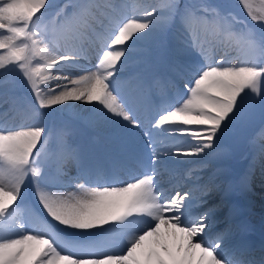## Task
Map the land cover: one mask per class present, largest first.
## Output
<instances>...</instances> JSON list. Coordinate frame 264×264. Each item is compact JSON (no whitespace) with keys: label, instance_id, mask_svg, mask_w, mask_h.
Here are the masks:
<instances>
[{"label":"snow or ice","instance_id":"1","mask_svg":"<svg viewBox=\"0 0 264 264\" xmlns=\"http://www.w3.org/2000/svg\"><path fill=\"white\" fill-rule=\"evenodd\" d=\"M237 3L255 24L217 0H67L50 17V0H0V264H264V244L233 242L226 197L195 211L223 191L220 169L201 173L241 130L264 160V0ZM153 46L172 87L159 101L157 76L124 74ZM70 102L89 107L64 120ZM78 121L101 153L68 141Z\"/></svg>","mask_w":264,"mask_h":264},{"label":"rangeland","instance_id":"2","mask_svg":"<svg viewBox=\"0 0 264 264\" xmlns=\"http://www.w3.org/2000/svg\"><path fill=\"white\" fill-rule=\"evenodd\" d=\"M134 1V2H133ZM67 0H50V7L48 9L47 15L50 17L51 15H54L56 11L59 10L61 6H63ZM124 2L128 4H137V5H145L149 4V0H124ZM151 1L150 3H152ZM217 2L225 3L230 6V10L238 17L243 18L245 21H247L250 24H255V22H252L250 18L247 16L246 12L242 9L241 6L237 3V0H217ZM137 13H139L140 9L138 8ZM126 14H132V9H126ZM257 28L259 25H256ZM138 59L140 62L135 65H130L129 69H125V73L127 74L130 70H139L143 71L152 75L157 76L160 78L161 73H168L170 76V70L168 67L167 62V51L164 46H153L147 50H144L138 57H134V60ZM92 62L95 64L96 58L92 60ZM160 69L163 70L160 72ZM167 69V70H166ZM118 75H120L118 73ZM16 80L18 85H21V87L18 88V94L19 95H25L30 93L27 92L26 86H23V79L22 77H19V74H16ZM165 80H169V77H165ZM161 82L155 86V88L152 90L151 98L154 101H159L161 99V96L163 93H169L172 92L171 84H160ZM182 83L180 84V87H182ZM80 102H70V108L71 111L64 115L63 119L68 120L66 117H71L72 112H80L82 111L86 105L80 106L78 105ZM58 109L62 108V106H56ZM89 107V106H88ZM45 111H51V110H45ZM21 120V117H17L15 121L12 123L19 124ZM260 116L257 113L254 117V125L258 126L260 124ZM62 121L61 120H53L49 117H45L44 124L47 129L51 130V135L54 137L56 135L57 129L61 126ZM79 125H82L85 129H88L90 132H93V134L89 135V139H92V143L95 142L99 146V148L102 146H105V140L102 137H99L94 134L97 133L96 130L89 127L88 124L85 122V124H82L80 121L77 122ZM49 133L46 132V135ZM77 130L75 129L73 134L69 137H67L68 141H79L80 136L77 135ZM99 137V138H98ZM78 138V139H77ZM99 140H94V139ZM76 143V142H75ZM92 146V145H91ZM93 149V148H92ZM96 149V148H95ZM91 151V148L89 149ZM256 154L253 152L251 146L250 149L246 155V161L249 162V168H250V174L246 176V178H235L230 176V172L228 170V162H229V155L228 152L223 155L221 158L214 160L212 164L209 165L207 169L201 173L202 180L200 183H206L208 180L209 175L218 167L220 166V171L223 170L225 174H220L217 183L221 185V188L223 191L213 189L212 192H210L207 196L204 197V200L206 203L202 205L200 208L195 209V211H200L206 208H211L215 206L223 196V194L226 193V191L229 192V200H227L228 206L234 207L235 210H237L236 205L247 206V211H249L248 217L251 220H248L249 222L247 226H252L253 229L259 228L260 232L264 235V160H261L259 157H256ZM67 168V167H66ZM68 169V168H67ZM73 168L70 167L68 171L70 174L75 173V171L72 170ZM75 169V167H74ZM224 177H226L224 179ZM167 180V177H166ZM181 184H187L188 187H192L191 181H180ZM26 197L28 202H31L33 199V194L31 192V189H26ZM197 195H199V192L197 191ZM226 195V194H225ZM253 202V203H251ZM23 208V206H22ZM243 209V208H242ZM227 209H223L221 211H218L216 213V224L214 226V229L216 231H220L228 227V223L224 224V216ZM250 211H255L256 213H250ZM236 222H231V228L233 232V242L237 240H242V230H237L238 228L235 227ZM252 232V229L250 230Z\"/></svg>","mask_w":264,"mask_h":264},{"label":"bare ground","instance_id":"3","mask_svg":"<svg viewBox=\"0 0 264 264\" xmlns=\"http://www.w3.org/2000/svg\"><path fill=\"white\" fill-rule=\"evenodd\" d=\"M151 1H153V0H149V3L151 2ZM134 2V1H133ZM143 5V4H142ZM126 14V13H125ZM95 57V55L93 54V56H92V58H94ZM167 70V69H166ZM161 71H163V70H161L160 69V72ZM165 74H167V73H165ZM165 74L164 73H161V75H160V84H163L164 82H165ZM78 105H80V106H84V105H82L81 103H79ZM88 107V106H87ZM85 115H86V113H85ZM68 120H70L71 119V117H66ZM82 124H85V122L84 121H80ZM75 129L77 130V133H78V136H80V138H79V141H76V143L77 144H80L85 150H89L90 148H91V151H93V152H96V153H101L102 151H103V149H104V147H100L99 148V146L97 145V144H95V142H93L92 143V139H89L88 137H89V135L90 134H93V132H90L88 129H85L82 125H79L77 122H76V125H75ZM95 133V132H94ZM102 137H103V135L102 134H100ZM94 140H99V139H94ZM92 145V146H91ZM93 148V149H92ZM96 148V149H95ZM249 162L247 163V166H246V169H245V171H244V174L240 177V178H246V176H247V174H250V168H249ZM66 167L68 168V169H70V167H72L73 169V171H76V169H74V167L75 166H72V165H70V163H68L67 165H66ZM218 169H220V166H218L217 167ZM216 168V169H217ZM75 174V173H74ZM220 174L222 175V174H225L224 172H223V170H221L220 171ZM226 177H224V179H225ZM239 178V179H240ZM244 178V179H245ZM226 180V179H225ZM226 194V195H225ZM225 194H223V196L224 197H226V199L227 200H229L228 198H229V192L228 191H226V193ZM251 203H253V202H251ZM25 210V209H24ZM244 209H240V210H235V215H234V217H233V219H232V221L231 222H236L235 224L237 225V227H238V229L237 230H242V239H245V240H247L250 236H251V234H250V226H247V227H245L249 222H245L247 219H246V216H247V213H249V211H247L246 213H245V211H243ZM228 222L227 221H225L223 224H227ZM238 241H240V240H237V241H235V242H238ZM234 242V243H235ZM259 247H256L255 248V250H257ZM260 253H259V251H256V255H259Z\"/></svg>","mask_w":264,"mask_h":264},{"label":"water","instance_id":"4","mask_svg":"<svg viewBox=\"0 0 264 264\" xmlns=\"http://www.w3.org/2000/svg\"><path fill=\"white\" fill-rule=\"evenodd\" d=\"M251 128L247 130H241L239 134L229 140L232 147L229 150L230 161L228 168L233 176H240L245 167V161H241L243 156L248 150V143L246 137L251 133Z\"/></svg>","mask_w":264,"mask_h":264}]
</instances>
